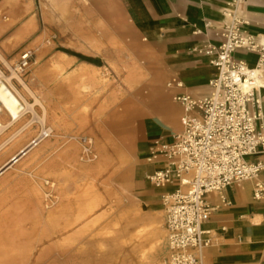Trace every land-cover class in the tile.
<instances>
[{"label":"rangeland","instance_id":"obj_1","mask_svg":"<svg viewBox=\"0 0 264 264\" xmlns=\"http://www.w3.org/2000/svg\"><path fill=\"white\" fill-rule=\"evenodd\" d=\"M145 39L127 0H0V50L6 59L0 58V67L16 66L23 51L32 49L33 55L22 79L38 94L43 91L34 77L39 68L52 87L65 81L63 88L57 91L60 98L53 110L63 115L66 122L62 133L51 134L0 175V208L7 198L23 201L34 179L32 173L40 172L55 161L70 164L77 145L79 164H100L92 174H76L78 183L93 184L98 197V214L111 213L99 222L91 236L67 248L62 260L52 264H149L142 258L141 251L150 249V241L141 247L132 239L140 225H150L154 220L165 233L163 244L166 246L157 260L167 264L170 248L162 195L169 192L152 194L156 186L149 178L153 189L147 193L135 186L139 165L150 163L146 155L151 141L145 135L142 118L144 113L153 110L155 98L149 99V96L157 86V75L164 65ZM59 65L62 71L57 69ZM86 67L89 69H82ZM130 74L133 80H129ZM169 80H164V90ZM13 84L34 102L23 91L20 80H14ZM84 86L90 88L83 89ZM170 100L173 102L172 97ZM37 109L42 113L39 106ZM117 110L124 113V119H115ZM182 116L183 112L176 131L183 128ZM41 127L36 123L35 131L1 158L0 167L33 141ZM7 136L3 133L0 143ZM49 140H52L51 146L34 156L33 153ZM49 171L44 169L39 178L51 179ZM46 186L49 191V185ZM75 190L72 186L71 192ZM131 209L139 211L144 220L127 226L129 217H123L122 213ZM25 224L31 225L30 222ZM125 226L128 230L123 232ZM101 230L103 234L99 235ZM54 257L52 254L49 259Z\"/></svg>","mask_w":264,"mask_h":264},{"label":"built area","instance_id":"obj_2","mask_svg":"<svg viewBox=\"0 0 264 264\" xmlns=\"http://www.w3.org/2000/svg\"><path fill=\"white\" fill-rule=\"evenodd\" d=\"M239 4L235 0L225 10L229 19L217 31L220 41L206 40L193 49L216 67L209 93L175 94L173 99L183 107V128L172 142L156 138L149 148L147 161L159 165L149 180L156 187L173 185L163 195L170 248L167 264H206L203 252L213 239L205 225L214 209L206 198L208 193H222L234 183L256 179L254 196L264 197V181L257 180L264 163L249 160L264 152V100L260 95L264 90V33L255 34L246 27L250 23L238 14ZM240 49L258 53L254 66L235 59ZM32 55L33 50L26 49L19 64L0 67V84L12 89L10 83L24 76ZM183 87L178 78L167 83L168 89ZM41 128L38 142L52 134L48 127ZM87 152L93 155L91 149Z\"/></svg>","mask_w":264,"mask_h":264},{"label":"crops","instance_id":"obj_3","mask_svg":"<svg viewBox=\"0 0 264 264\" xmlns=\"http://www.w3.org/2000/svg\"><path fill=\"white\" fill-rule=\"evenodd\" d=\"M127 1L146 35L147 46L164 64L157 75L156 87L160 86L161 92L155 88L153 110L142 118L145 135L150 138V145L156 138L172 142L183 112L182 105L173 96L207 95L209 82L216 74V67L193 49L206 40H221L217 31L229 19L225 10L231 9L229 3L235 0ZM237 11L249 21L246 27L252 33H264V0H240ZM234 57L254 66L259 55L240 49ZM166 78H178L184 87L164 90ZM260 95L264 100V90ZM249 160L264 163V152L251 155ZM158 168L159 165L153 163L139 165L135 175L136 189L144 193L152 190L147 178ZM257 180L264 181V169ZM255 183L256 179L246 180L230 185L222 193L207 194L214 209L205 225L213 239V244L203 252L206 264H264V197L255 198ZM172 190L173 185H166L156 187L152 194Z\"/></svg>","mask_w":264,"mask_h":264},{"label":"bare ground","instance_id":"obj_4","mask_svg":"<svg viewBox=\"0 0 264 264\" xmlns=\"http://www.w3.org/2000/svg\"><path fill=\"white\" fill-rule=\"evenodd\" d=\"M0 58L6 60L1 50ZM57 69L63 70L60 65ZM34 77L43 87V91L39 94L29 83L19 78L23 91L34 99L33 103L13 83H10L12 88L10 90L0 84V136L3 133L8 134L0 143V160L35 131L36 123L48 127L55 136L66 128L64 116L53 110V106L60 98L57 97V91L63 88L65 81L52 87L49 79L44 78L42 68L35 71ZM129 80H133L132 74L129 75ZM70 86L72 89L75 88L73 85ZM88 88L90 86L83 87V89ZM156 88L158 93L161 92L160 86ZM155 91L153 90L149 99ZM21 105L24 106V110H21ZM37 106L42 109V113L38 111ZM115 113V119L119 117L124 119V113L119 110ZM36 138L37 143L31 141L22 147L9 162L0 167V170L18 163L23 156L28 155L43 141L38 142L41 136ZM51 144L52 140L45 141L33 155L48 149ZM78 149L75 145L70 156L72 159L70 164L62 165L55 161L40 171L49 169L51 179L47 178L43 181L39 178L40 172L32 173L34 179L30 182L23 201L14 202L9 198L3 201L0 208V264H52L62 260L67 248L76 246L82 238L91 236L99 222L111 216V213L98 214V197L94 192L93 184L82 186L78 183L76 174H92L100 168V164L94 166L79 164L76 158ZM89 150L90 148L86 147V151ZM124 161L126 162L127 159L125 158ZM47 184L49 191H46ZM72 186L76 188L74 192H71ZM122 214L125 218L129 217L127 226L129 223L144 220L136 209ZM26 222H30L31 225H26ZM127 226L123 228V232L128 230ZM102 234L101 230L99 235ZM110 238L114 239V237ZM164 238V231L159 230L158 222L154 220L150 225H140L132 240L141 247L146 241H150V249L148 251L143 249L141 256L149 264H161L157 258L166 250L163 244ZM52 254L55 255L53 260L49 259Z\"/></svg>","mask_w":264,"mask_h":264},{"label":"water","instance_id":"obj_5","mask_svg":"<svg viewBox=\"0 0 264 264\" xmlns=\"http://www.w3.org/2000/svg\"><path fill=\"white\" fill-rule=\"evenodd\" d=\"M8 167H9V166H5V167H3V168L0 170V174H1L2 172H4Z\"/></svg>","mask_w":264,"mask_h":264}]
</instances>
